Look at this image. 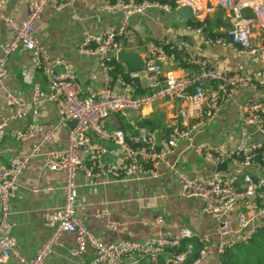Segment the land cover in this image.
I'll return each instance as SVG.
<instances>
[{
	"label": "built area",
	"instance_id": "built-area-1",
	"mask_svg": "<svg viewBox=\"0 0 264 264\" xmlns=\"http://www.w3.org/2000/svg\"><path fill=\"white\" fill-rule=\"evenodd\" d=\"M78 0H27L28 14L19 20L6 13L8 0H0V29L10 34L8 39L0 36V89L4 93L7 112L0 114V264H44L56 249L66 247L64 236L74 234L75 241L69 247L76 264H159L165 254L171 264H205L210 257V237L199 238L201 249L191 263L188 258L196 252V245L186 242L187 233L160 230L144 240L121 239L102 242L78 215L77 177L83 172L90 179L106 177L116 181L138 180L145 176L158 177L160 169L169 170L176 177L185 198L199 199L205 212L218 223L219 255L228 248L250 241L264 227V149L254 141V134L264 135V96L252 98L239 107L240 141L228 149L208 141H196L201 132L214 123L224 107L236 94L246 90L264 88V68L248 66L243 71L222 68L195 51H188L186 64L196 68L183 76L165 75L163 64L169 54V42L148 43L144 68L129 72L131 81L123 77V93L109 85L111 71L115 68L114 56L118 51L140 46L143 37L136 33L132 24L135 16L150 11L177 12L183 7L193 11L195 26L190 30L209 45H231L241 53L261 54L264 42L254 45V28L264 31V0H169L167 3L151 0H106L105 11L121 14L120 25H111L99 33L89 34L82 50L91 55L103 56L101 69L106 84L101 90H91L84 96L76 74L66 58L55 60L37 35L36 24L46 9L54 4L58 10L72 7ZM217 7L230 12V28L221 36L214 37L208 25V17ZM247 11L251 15H247ZM171 48V47H170ZM20 50L30 52L32 66L49 79L47 89L35 84L31 98L16 92L8 83L10 57ZM64 67L56 72V65ZM145 80V82H144ZM173 100L179 103L176 122L169 131L160 136L146 125H135V132L121 128L109 129L105 119L115 113L140 111L155 104ZM51 102L58 109L59 127L68 129L64 147L53 150L47 166L51 171H63L61 205L45 215L44 225L48 236L31 258L20 249L15 235L17 222L12 217V202L17 197L21 180L29 164L52 142L56 129H46L41 120L40 104ZM31 120L24 130L16 132V140L35 141L28 154L5 160L2 144L11 125ZM77 121L76 126L70 123ZM97 138L115 145L108 148ZM190 147L197 155L213 160L216 165L228 162L230 166L252 168L259 176L243 171H217L212 175L190 174L171 156L181 145ZM120 152V159L105 160L106 154ZM49 188L34 187V192ZM244 200L258 203L233 215L237 205ZM101 214L98 215L100 217ZM158 224H164L158 218ZM108 227L116 230L117 224ZM185 249L180 251L184 245Z\"/></svg>",
	"mask_w": 264,
	"mask_h": 264
},
{
	"label": "crops",
	"instance_id": "crops-1",
	"mask_svg": "<svg viewBox=\"0 0 264 264\" xmlns=\"http://www.w3.org/2000/svg\"><path fill=\"white\" fill-rule=\"evenodd\" d=\"M106 0H78L74 6L58 10L54 4L44 12L37 22L36 29L39 39L45 44L50 56L55 60L66 58L71 69L83 89L84 96H89L91 90H101L106 81L101 69V55H91L82 50L83 43L89 34L99 33L111 25H120L121 14L105 11L102 5ZM6 13L22 20L28 14L27 0H8ZM247 15H251L249 11ZM230 12L217 7L208 17V25L214 36H221L230 28ZM193 20V19H192ZM191 20L182 18L177 12L150 11L144 15L135 16L132 24L136 33H140L143 40L140 46L125 48L124 50L138 53L145 62L148 54V43L167 41L170 44L169 57L163 64L165 75L183 76L196 70L186 64L188 51H195L210 62L230 71H243L246 67L264 68V52L253 55L241 53L231 45H209L194 34L189 26ZM0 36L8 39L9 32L2 27ZM253 44L264 42V31L254 28ZM117 59V54L114 59ZM118 60V59H117ZM119 61V60H118ZM122 63L125 76L114 78L111 71L109 85L115 91L123 93L125 88L121 83L122 77L131 81L129 72L136 70L125 61ZM56 72L64 71L60 64L56 65ZM12 88L26 97L31 98L33 87L40 84L47 89L49 79L31 64L30 52L20 50L9 60V72L6 77ZM145 82V80H144ZM264 88L258 90L246 89L234 97L227 104L206 131L196 136V141H208L220 144L228 149L235 148L240 141L239 107L246 100L262 98ZM179 103L166 100L155 104L151 108L140 111H129L125 114L115 113L105 121L109 129L121 128L128 133L135 132V125L150 127L159 138L169 131V127L176 122ZM41 120L46 129H56L54 139L27 167L21 180L17 197L12 202V217L17 222L15 235L21 251L28 258L35 255L39 247L48 236L44 225L47 212L57 209L62 202V186L65 182L63 171H51L47 166L50 153L59 147H64L68 140V129L59 127L58 109L51 102L40 104ZM4 93L0 89V114L7 112ZM31 120L15 122L11 125L2 144V155L5 160L13 156H22L30 152L32 144L39 138L20 142L16 140V132L24 130ZM97 141L108 148H115L112 143L97 138ZM254 141L262 144L264 149V135L254 134ZM175 164L181 165L190 174L212 175L216 170V163L200 157L190 147L181 145L171 156ZM120 159L119 150L115 155L106 154L105 160ZM243 174L249 171L259 176L252 168L230 166L228 168ZM78 215L88 225L98 238L105 243L127 240H144L157 234L158 231L173 233H187L186 242L196 245L202 236L210 237V257L205 264H220L217 253L218 223L205 212V205L199 199L185 198L176 177L169 170L160 169L158 177L145 176L138 180L116 181L106 177L90 179L83 172L77 177ZM49 188L45 192H34L33 188ZM256 200H244L237 205L233 215L236 223L237 214L256 205ZM101 214L100 217L98 215ZM164 219V224H158V218ZM117 224L116 230H111L108 224ZM67 246L56 249L44 264H76L69 252L74 244L75 235L64 236ZM169 254H165L159 264L169 263Z\"/></svg>",
	"mask_w": 264,
	"mask_h": 264
},
{
	"label": "trees",
	"instance_id": "trees-1",
	"mask_svg": "<svg viewBox=\"0 0 264 264\" xmlns=\"http://www.w3.org/2000/svg\"><path fill=\"white\" fill-rule=\"evenodd\" d=\"M155 2L167 3L169 0H151ZM190 25L195 26L197 22L195 20H191L189 22ZM217 37V36H214ZM168 52H170V47H167ZM113 64L116 66V69L113 72V76L117 79L118 75L125 76L129 79L128 74L124 73V68L122 63L119 62L116 58L113 61ZM146 123H142L143 125H148ZM149 126V125H148ZM186 243H184L182 250L185 249ZM259 248L260 250H264V227L258 230V232L253 236V238L248 242L240 243L234 247L228 248L223 254L218 255L220 259V264H238L239 257L243 255L245 252L249 254H253L252 250H256ZM201 249V244L198 242L196 243V252L188 258V263L193 262L199 255V251ZM257 264H264V255L263 258H260Z\"/></svg>",
	"mask_w": 264,
	"mask_h": 264
},
{
	"label": "water",
	"instance_id": "water-1",
	"mask_svg": "<svg viewBox=\"0 0 264 264\" xmlns=\"http://www.w3.org/2000/svg\"><path fill=\"white\" fill-rule=\"evenodd\" d=\"M179 16L182 18L192 20L193 19V11L190 7L186 6L178 10ZM117 59L119 61L123 60L128 65L133 67L136 70H141L144 68V61L141 59L140 55L134 51L128 50H120L117 52ZM77 121H73L70 123V127L76 126ZM217 171H228V162L225 161L217 165Z\"/></svg>",
	"mask_w": 264,
	"mask_h": 264
},
{
	"label": "rangeland",
	"instance_id": "rangeland-1",
	"mask_svg": "<svg viewBox=\"0 0 264 264\" xmlns=\"http://www.w3.org/2000/svg\"><path fill=\"white\" fill-rule=\"evenodd\" d=\"M110 118H107L104 120L103 125H105V121H108ZM254 253L249 254L245 252L243 255L239 257V263L238 264H257L260 258H263L264 250H260L257 248L256 250H252Z\"/></svg>",
	"mask_w": 264,
	"mask_h": 264
}]
</instances>
